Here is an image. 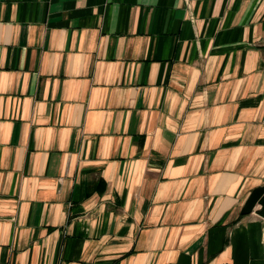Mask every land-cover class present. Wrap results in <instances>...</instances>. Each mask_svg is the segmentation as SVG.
<instances>
[{
    "label": "crops",
    "instance_id": "obj_1",
    "mask_svg": "<svg viewBox=\"0 0 264 264\" xmlns=\"http://www.w3.org/2000/svg\"><path fill=\"white\" fill-rule=\"evenodd\" d=\"M0 264H264V0H0Z\"/></svg>",
    "mask_w": 264,
    "mask_h": 264
}]
</instances>
